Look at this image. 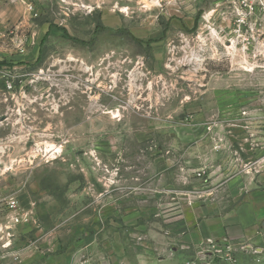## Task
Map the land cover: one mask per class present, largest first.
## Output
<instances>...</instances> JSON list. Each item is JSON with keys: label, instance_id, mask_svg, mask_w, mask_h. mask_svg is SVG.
<instances>
[{"label": "rangeland", "instance_id": "374dc122", "mask_svg": "<svg viewBox=\"0 0 264 264\" xmlns=\"http://www.w3.org/2000/svg\"><path fill=\"white\" fill-rule=\"evenodd\" d=\"M263 172L264 0H0V264H186Z\"/></svg>", "mask_w": 264, "mask_h": 264}, {"label": "crops", "instance_id": "0c3cea01", "mask_svg": "<svg viewBox=\"0 0 264 264\" xmlns=\"http://www.w3.org/2000/svg\"><path fill=\"white\" fill-rule=\"evenodd\" d=\"M229 197L224 209L212 202L192 209L193 224L182 235L186 245L226 240L237 248H264V172Z\"/></svg>", "mask_w": 264, "mask_h": 264}, {"label": "built area", "instance_id": "2783aa9c", "mask_svg": "<svg viewBox=\"0 0 264 264\" xmlns=\"http://www.w3.org/2000/svg\"><path fill=\"white\" fill-rule=\"evenodd\" d=\"M239 253L251 255L256 263L264 260V248H237L226 240H207L194 245V255L186 264H241Z\"/></svg>", "mask_w": 264, "mask_h": 264}]
</instances>
